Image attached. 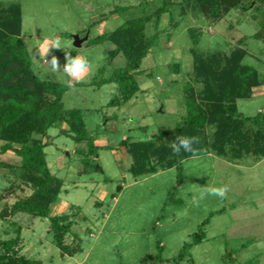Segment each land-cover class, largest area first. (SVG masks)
<instances>
[{
    "label": "rangeland",
    "instance_id": "1",
    "mask_svg": "<svg viewBox=\"0 0 264 264\" xmlns=\"http://www.w3.org/2000/svg\"><path fill=\"white\" fill-rule=\"evenodd\" d=\"M214 1L171 0L169 10L157 16L163 0H0V6L20 7V28L10 37L17 35L25 44L33 75L66 85L62 105L82 110L87 132L99 145L96 159L103 167L102 172H82L86 144L64 133L65 122L51 126L43 137L44 152L62 186L49 215L67 216L70 228L63 243L72 253L55 244L47 217L21 210L0 216L1 240L18 235V254L40 264H264V156L251 152L238 157L228 142L224 148L213 146L217 125L206 124L184 133L198 137L194 148L207 145L208 152L189 153L179 159L180 168L173 165L134 176L128 170L133 157L121 144L127 136L168 141L183 123L189 96L203 105L210 102L203 70L195 67L194 51L217 66H223L232 52L244 51L241 62L257 69L259 81L243 96H235L234 104L238 115L264 111V0ZM215 5L225 11L217 18L212 15ZM139 17L146 18L145 40L151 42L134 71L138 90L122 104H108L119 94L117 82L97 81L134 59L132 47L138 38L116 32L115 40L91 39ZM191 32L198 36L196 43ZM75 34L87 38L77 46ZM56 37L66 47L53 48L45 57L58 58L61 71L53 73L36 45L38 40ZM7 44L0 40V64L10 63L0 65V73L15 71L13 83L32 87L27 75L22 80L23 67ZM121 46L130 47L126 50L131 55ZM66 51L90 62L86 75L72 80L71 87L62 70ZM245 130L251 142L257 125L247 123ZM1 158L15 166H0V196L12 183L14 188L0 197V209L10 210L33 187L20 175L18 154L8 151ZM206 186H227V197L205 194L201 198ZM210 211L214 214L204 226L205 238L177 259L182 244L192 240ZM158 239L163 245L160 259Z\"/></svg>",
    "mask_w": 264,
    "mask_h": 264
},
{
    "label": "trees",
    "instance_id": "2",
    "mask_svg": "<svg viewBox=\"0 0 264 264\" xmlns=\"http://www.w3.org/2000/svg\"><path fill=\"white\" fill-rule=\"evenodd\" d=\"M208 1L204 0V3L207 4ZM213 2L215 1L211 0L210 3ZM170 3L171 0H163L157 9V16L168 11ZM203 6L205 5L203 4ZM0 7H2L0 8V15L2 14L0 40H7V50L14 52L15 57L23 67L22 80L29 77V83L32 85L28 88L25 85L23 87L20 84L13 83L11 80L18 76L15 71L0 73V140L3 142L0 145V166L15 168V166L1 158L3 153L15 152L20 156V161L16 164L21 170L20 175L33 187L31 194L17 200L10 210L6 207L0 209V216L4 218L9 212L15 213L21 210L31 216L47 217L53 231L55 244L63 251L72 253L71 249L63 243V236L70 228V223L65 221L67 216L65 214L49 215L50 205L57 200L60 193L62 178L51 173L44 152L47 140H43V137L47 135V131L51 126L65 122L68 127L64 129V133L70 135L77 142H84L87 146L82 157L81 170L84 173L103 171L102 165L96 159L99 145L95 142L96 137L87 132L82 110L78 107H63L62 96L66 85L33 75L30 55L25 44L17 35L13 38L10 37L12 32L19 31L21 23L20 7L13 3ZM221 12L225 11L215 5L212 15L217 18ZM145 20V17H139L125 21L117 26L115 31H105L91 39L94 42L115 40L116 32L127 35L126 37L134 34L138 38V43H135L132 47V51L135 53L134 59L128 62L125 67H117L108 77H102L97 81L99 84L111 81L117 82L119 94L112 97L108 104H122L128 101L138 90L134 71L146 55L151 42L148 39L145 40ZM191 38L195 43L198 41V36L192 32ZM128 48L122 47L123 50H128ZM127 50L125 53L130 56L131 53H128ZM193 53L196 69L203 70L204 92L210 102L203 105L194 97L189 96L185 101L187 114L184 116L183 123L172 134H169L172 137L168 141L167 139L160 142L152 139L132 140L129 136L123 138L121 144L127 147L133 157V162L128 170L134 176L156 172L160 168L173 165L180 168L179 159L187 157L189 153L181 151L179 155H174L169 143L180 135L185 136L184 131L188 130V133H190L192 132L190 129H200L206 124L217 125L214 132L216 139H214L213 146L224 148L228 142L230 143V149L238 157L251 152L257 157L264 156V128H262L264 126V111H258L253 115H238L234 104L235 96H243L246 92H249L251 86L258 83L259 73L257 69L241 62L244 51L239 49L226 58L223 66H217L213 60L207 61V58L204 59V56L201 57L196 51ZM75 54V52L71 53L72 56H75ZM9 64L7 60L5 64L0 65L8 67ZM199 66H201V69ZM26 75L27 77H25ZM226 102L229 103L228 106ZM247 123L257 125L255 136L251 139V142L248 138L246 139L245 126ZM196 150V154L208 152L207 145H203ZM153 158H158L157 162L153 161ZM12 186L13 183L10 187L5 188L7 193L14 189ZM119 187L120 185L117 186L118 189ZM6 192L0 197L4 198ZM113 196L114 194H112ZM213 214L214 211H210L209 216L198 224L197 230L192 233V240L182 244L176 255L177 259H182L188 255L191 245L205 238L204 226ZM17 242L18 235L13 238L0 239V264H40L38 260L18 254L15 247ZM157 249V256L160 259L163 245L159 239L157 240Z\"/></svg>",
    "mask_w": 264,
    "mask_h": 264
},
{
    "label": "clouds",
    "instance_id": "3",
    "mask_svg": "<svg viewBox=\"0 0 264 264\" xmlns=\"http://www.w3.org/2000/svg\"><path fill=\"white\" fill-rule=\"evenodd\" d=\"M36 46L38 47L39 56H43L44 59L50 53L51 49H64L66 47V45L62 44L59 37L44 38L42 41L38 40V44ZM45 61L49 64L51 72L56 73L61 71V65L56 56H52L50 61L47 59H45ZM89 68L90 62L87 57L81 55L72 56L70 52H65V64L63 65L62 70L63 73L69 77L68 84L70 87L72 86L71 81H80L81 78L86 75ZM198 142V137L180 135L176 137L174 141L169 143V147L174 155H179L181 151L195 155L197 150L194 148V144ZM227 193V186H206L201 192V198L207 194L223 200L227 197Z\"/></svg>",
    "mask_w": 264,
    "mask_h": 264
},
{
    "label": "water",
    "instance_id": "4",
    "mask_svg": "<svg viewBox=\"0 0 264 264\" xmlns=\"http://www.w3.org/2000/svg\"><path fill=\"white\" fill-rule=\"evenodd\" d=\"M74 37V45H81V41L87 38V35H85L83 38H80L78 34L73 35Z\"/></svg>",
    "mask_w": 264,
    "mask_h": 264
}]
</instances>
